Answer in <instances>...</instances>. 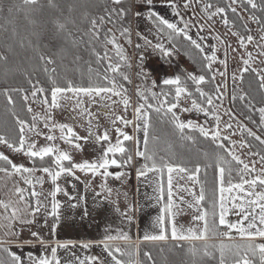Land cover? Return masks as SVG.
I'll use <instances>...</instances> for the list:
<instances>
[{"label":"snow or ice","instance_id":"6c2138e0","mask_svg":"<svg viewBox=\"0 0 264 264\" xmlns=\"http://www.w3.org/2000/svg\"><path fill=\"white\" fill-rule=\"evenodd\" d=\"M4 2L0 0V13L5 12ZM166 6L180 16L174 0H166ZM183 7H189L188 0ZM6 11L0 30L7 33L11 25L12 38L31 50L30 59L38 63L31 71L16 69L24 83L10 86L6 79L0 87L8 118L0 131V264H62L61 250L74 258L70 264H157L150 250L142 251L145 243L157 246L162 255L180 256L176 262L164 256L163 264H264V136L244 123L264 133V0H228L224 6L203 2L207 20L220 16L228 29L225 35L236 38L232 52L243 50L240 67L231 74L230 94L227 51L224 59L218 58L215 47L205 52L189 34L191 21L181 17L183 27L178 26L154 10V0H9ZM229 12L235 18L231 22ZM21 17L24 35L18 31ZM141 19L152 22L157 42L139 30L135 36L143 43L133 42V23ZM179 36L200 54L199 71L181 68L157 78L148 61L158 54L171 66L180 51L175 42ZM6 51H13L11 44ZM8 63L9 56L0 52V64ZM217 63L223 70L214 69ZM38 72L44 73L43 81ZM245 74L255 83L253 88L249 81L248 91L242 87ZM133 76L138 81L135 104L129 87ZM226 100L230 107H224ZM237 102L238 112L232 107ZM95 105L108 118L106 126ZM57 112L66 117L64 122L56 119ZM181 113L202 114L204 121L181 119ZM163 125L171 127L181 148L197 145L200 137L210 150L197 148L192 158L178 154L173 140L160 148ZM236 130L239 140L232 139ZM248 138L260 147L253 150ZM87 152L92 155L84 158ZM132 169L137 180L155 185L150 199L159 210L151 231L145 229L133 242L123 227L109 224L100 241L56 238L65 203L59 197L67 198L69 208L83 207V215H89L86 195L68 190L76 191L77 182L85 193L93 192L95 207L111 204L121 224L131 227L137 208L125 192L121 210L119 196L111 199L109 180L126 183ZM177 178L187 184L174 186ZM181 216H190L187 224L179 222ZM94 246L106 253L104 259L81 258L73 251Z\"/></svg>","mask_w":264,"mask_h":264},{"label":"rangeland","instance_id":"374dc122","mask_svg":"<svg viewBox=\"0 0 264 264\" xmlns=\"http://www.w3.org/2000/svg\"><path fill=\"white\" fill-rule=\"evenodd\" d=\"M174 2L179 6L178 7V11L180 12V16H176L172 9L170 7L166 6V0H154V10L159 12L161 15H163L164 17H166L167 19H169L171 22L177 23L178 26L183 27V23L181 21V17H183L184 21H191L190 23V29H189V34L193 37V39H196L199 43H201V45L205 48V52L207 53H211V49L212 47H215L217 50V56L219 59H224L225 58V51H227L228 56V85H229V94L231 93L232 90V82H231V74L233 71H238L239 67H240V54L243 52V50L241 49L239 52H232V48L237 47V43H236V38L232 37L230 33H228V35L226 36L225 33L228 32V29L223 25L222 23V19L220 16L214 17L213 20L209 21L207 20L206 15L204 14V12L202 11V7H203V2H208L206 0H202L201 3H198L197 0H188L189 2V7L187 9H185L183 7L184 3L186 2V0H174ZM214 10V9H213ZM238 11H240V9L238 8ZM243 15H245V17L247 16L246 13H242ZM201 25H203V29H201ZM252 28L255 29L256 25H252ZM151 29V31H150ZM139 30L142 34L146 35L149 39L153 40V43L157 42V35L155 33V29L152 26V22L148 21L147 19H141L137 22L133 23V42H139V43H143V41H138L136 36H135V32ZM233 31H236L235 28H233ZM204 37L203 40H200V37ZM216 36H220L221 40H224L225 43L221 44L215 37ZM160 41L165 43V45L167 47H171V45L168 43L167 41V37L166 36H161L159 37ZM231 45V48L227 47V45ZM251 47V46H250ZM131 51V49H130ZM253 54L255 55V52H253ZM233 57H235V59H233ZM176 60L183 68H187L190 71H199V69H197L188 59L185 55H183L180 51L178 55H174L172 57V64L171 66L169 65V63L160 58L159 55H153L151 56L150 60L148 61L147 67L150 68L153 71V75L156 76L157 78L162 77L164 75H172L173 73H175V69H174V63L173 61ZM135 63V61H133ZM254 67L256 65H253ZM215 68H219L221 70H223V66L220 65L219 63L214 65V69ZM222 78L221 77H217V82H219ZM138 83L137 79L135 78V76H133V86H131L130 89V94L132 95V101L135 104L137 97L135 96V87L134 85ZM231 105L229 104V102L226 100L225 101V105L224 107H230ZM233 107V111H236V109ZM94 110L96 111L97 115L99 116L100 122L102 126H106L108 124V118L105 117L103 115V113L100 111V106L99 105H95L93 106ZM116 111L119 113L121 112V107L119 105L115 106ZM109 111H111V109H109ZM223 112V109L221 110ZM181 119H193V120H197L200 123H203L204 121V117L202 116V114H196V113H181ZM129 118H131V110L128 113ZM241 119H243V117H240ZM56 119L58 121L64 122L66 120V117L61 114L60 112H57L56 114ZM224 119H227V117H224ZM70 122V121H67ZM81 123H83V121H81ZM244 123H246L248 125V127L252 128L253 131L257 132L258 135H262L264 136V133H261L260 131H258L257 128L253 127L252 125H250L247 120L244 121ZM223 127V125L221 126ZM78 132H80L81 135H84L85 133L83 132L82 129L77 128L76 129ZM129 134L132 133V128H128L126 129ZM224 135H227V132L223 133ZM142 138V133L139 134ZM232 139L234 140H239L241 139L240 133L238 130H236V134L232 137ZM247 151V150H244ZM92 155V153L87 152L85 154V157L89 158ZM84 157V158H85ZM77 161H79L81 159V156L75 157ZM176 183L179 184H187L186 180H179L177 178V180L174 181V186ZM155 185H150L149 183H147L144 178H141L139 181V185H138V191L136 192V199H135V203H136V208H137V223L139 224V233L143 234V231L145 229L151 231V221L152 219L158 214V210H159V206H154L155 205V200L154 199H150V197H153L155 195V193L153 192V187ZM47 187V184L45 185V188ZM181 195H185L184 193H180ZM107 208H101L100 213H106ZM93 209V208H92ZM89 211V210H88ZM109 216L111 215V212H109ZM108 216L107 219H104V216L101 214L100 217H96L95 219H92L90 217H86V223L87 225L91 224L92 222L95 224V228L97 229V231L101 232L102 234H100L102 237L105 236V227L107 225L110 224L111 219ZM190 219V216H181L180 217V221L181 223H185L187 224L188 220ZM126 226V231L128 232H133L134 231V225H132L131 227H129L127 225V223H125ZM113 234V233H112ZM73 251H75L77 256H80L81 258H83L84 255H92V253H94V255H97L98 252L101 254L102 253V257L103 259L105 258V253L103 252L102 248L98 247L96 248V250L93 251H89V250H83L80 248H76L73 249ZM59 255L62 258V263L64 264H70V262L74 259L71 254L69 252H65L63 250H61L59 252Z\"/></svg>","mask_w":264,"mask_h":264},{"label":"trees","instance_id":"16d2710c","mask_svg":"<svg viewBox=\"0 0 264 264\" xmlns=\"http://www.w3.org/2000/svg\"><path fill=\"white\" fill-rule=\"evenodd\" d=\"M208 2L213 3L214 6H224L228 0H206ZM9 0H5L4 7L5 12L0 13V24H4L5 17H7V6H8ZM259 14V13H257ZM228 17L230 22L235 19L233 14L231 12L228 13ZM237 25H239V21H237ZM9 28V31L7 33L0 30V52H4L6 55L9 56V63L7 65L0 64V87L5 86V80L7 79L10 86H16L19 83H24L23 76L20 75L19 71H16V69H27L31 71L32 66L37 64L38 62L34 59H30V57L33 56V53L31 50L25 48H21L18 43V38L13 39L11 36V25H7ZM26 29V22L23 21L22 17L18 21V31L21 35L25 34ZM238 30L237 28H235ZM242 31V29H239ZM176 44L179 48L180 52L185 55V53H189V55H185L187 59L197 68H200V54L196 49H194L190 43L183 39L182 36H179L176 38ZM11 44L13 51L7 52L6 51V45ZM191 57V58H190ZM174 63V69L175 72L179 71L181 68H183L176 60L173 61ZM8 72V75H5V72ZM36 76H38L42 81L45 79V75L43 72L36 73ZM249 81H253V88L255 87V83L253 80V76L250 74H245V83L242 85L246 91L249 90L248 83ZM27 87L26 83L24 85ZM131 89V86H129ZM206 90H208L206 88ZM255 95V93L253 92ZM256 99L259 100V96H256ZM17 103H19V100L17 99ZM5 100L2 95H0V131H3V124L6 119H8L5 115ZM239 102H237V105L234 106L236 111H239ZM254 118L258 119V114H254ZM248 122V121H247ZM249 123V122H248ZM253 127L257 128L253 124L249 123ZM159 134L161 136V143L159 145L160 148H164L166 145L164 141L166 140H173L176 141L174 144V150L180 154H184L186 157L191 156L192 158H196V149L199 148L201 150H210L209 142L204 140L203 138L198 137V143L195 146H191L186 144L184 148H181L179 146V142L176 140L175 137L171 136V127L169 125H163L159 128ZM251 141V138H248ZM254 145L253 150H257L260 146L258 145V142L251 141ZM188 147H192L191 153L187 151ZM213 176V170H208V180L211 181ZM203 178V177H202ZM150 250L152 252L153 258L157 261V264H163V258L164 256H167L170 261L176 262L180 259V256L173 255L170 253H164L163 255L159 252V248L157 246H153L152 244L145 243L142 245V251H148ZM141 259L143 257L141 256Z\"/></svg>","mask_w":264,"mask_h":264},{"label":"crops","instance_id":"0c3cea01","mask_svg":"<svg viewBox=\"0 0 264 264\" xmlns=\"http://www.w3.org/2000/svg\"><path fill=\"white\" fill-rule=\"evenodd\" d=\"M78 157V155H76ZM80 156V155H79ZM87 158V157H85ZM82 179H85L82 176ZM139 181L136 179L135 175V170H131V176L128 179L126 183H121L120 181H114V180H109V186L113 189V195L111 197L112 200H116L117 196H119V203L121 210H124L125 207V198H124V193H128V200L133 203V205L136 207V192L138 189ZM49 187L47 185L46 189ZM95 187V185L93 186ZM69 192L72 193L73 195L83 194L86 195L87 197V204L86 207L89 210V215L84 216L83 215V207L77 208V209H71L68 207L67 204V198L61 196L59 199L64 201V207L62 208V213H63V219L61 222V226L57 229V239H60L61 241H66V240H73L79 242H87V241H100L104 237H102L100 234L101 232L97 231L95 228V224L92 222L91 224L87 225L86 223V217H90L92 219H95L96 217H100L101 214L104 216V219H107L109 216V212H111L112 216H109L111 219L110 225L115 229L117 226L123 227L124 230L126 231V226L125 223L121 224V218L113 211V206L111 204H103L100 208L95 207L94 201H93V192L88 191L87 193L84 192V187L82 184H79L77 182V190L73 191L71 187L68 188ZM96 190H99L96 188ZM106 213H100L101 208L106 209ZM93 208V209H92ZM133 215L136 217V221L133 223L134 225V231L129 232V234L132 236L133 242H135L138 238V236H142L141 233H139L138 228H137V212L133 213ZM51 223V221L49 222ZM100 233V234H99ZM115 234V232H113ZM27 235V233H25ZM114 243H122L119 241H116ZM98 246H94L89 251L96 250ZM100 248V247H99ZM94 255V253H92ZM97 256H99L101 259L102 253L100 254L98 252ZM106 257V253H105ZM64 264V263H62Z\"/></svg>","mask_w":264,"mask_h":264}]
</instances>
